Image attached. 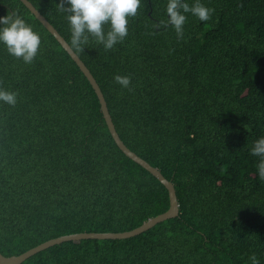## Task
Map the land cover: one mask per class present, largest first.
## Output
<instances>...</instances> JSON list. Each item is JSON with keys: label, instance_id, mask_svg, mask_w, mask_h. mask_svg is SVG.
Returning a JSON list of instances; mask_svg holds the SVG:
<instances>
[{"label": "trees", "instance_id": "16d2710c", "mask_svg": "<svg viewBox=\"0 0 264 264\" xmlns=\"http://www.w3.org/2000/svg\"><path fill=\"white\" fill-rule=\"evenodd\" d=\"M71 46L60 0H29ZM191 4L195 0H188ZM183 35L167 0H142L128 34L72 49L99 84L123 142L170 180L179 216L124 239L66 241L22 264H264V0H201ZM66 3V0H65ZM41 36L31 63L0 45V251L20 255L82 232H125L170 207L167 188L115 143L90 81L21 0ZM159 25V26H157ZM129 76L127 87L115 75Z\"/></svg>", "mask_w": 264, "mask_h": 264}, {"label": "clouds", "instance_id": "9594fccd", "mask_svg": "<svg viewBox=\"0 0 264 264\" xmlns=\"http://www.w3.org/2000/svg\"><path fill=\"white\" fill-rule=\"evenodd\" d=\"M142 0H60L59 9L68 13L66 16L71 33V46L81 50L89 43L91 36L98 44H102L105 50L123 41L128 34L129 17L137 14ZM212 9L195 0H167V19L160 23L165 27L171 26L177 36L183 35V26L187 20V14L206 21L211 16ZM159 26V25H157ZM0 45L6 51L25 63H31L37 56L41 47V36L34 30V26L16 11L0 16ZM114 79L122 86L127 87L129 76L115 75ZM0 101L9 105L17 102V93L0 88ZM252 155L259 157L256 163L258 176L264 180V136L253 141L250 148ZM251 264H259L255 253L249 257Z\"/></svg>", "mask_w": 264, "mask_h": 264}, {"label": "water", "instance_id": "95a60500", "mask_svg": "<svg viewBox=\"0 0 264 264\" xmlns=\"http://www.w3.org/2000/svg\"><path fill=\"white\" fill-rule=\"evenodd\" d=\"M25 6L35 15V17L55 36V38L58 40V42L61 44V46L70 54L72 59L77 63V65L80 67L81 71L85 74V76L90 81L92 87L94 88L100 104H101V110L103 113V116L106 120V123L108 125L109 131L115 140V143L117 146L132 160L140 164L142 167H144L146 170H148L151 174H153L168 190L169 192V199H170V207L169 209L159 214L153 218L148 219L146 222H144L141 226L134 228L130 231L125 232H82V233H75V234H68L63 235L51 240H48L44 243H41L40 245L27 250L26 252L20 254V255H13V256H5L0 251V264H22L25 260H27L32 255L43 251L51 246H54L56 244H61L66 241H72V240H81V239H124V238H130L136 235H139L145 231L150 230L154 226H156L158 223H161L165 220L175 218L179 216L180 210H179V202L176 194L175 187L173 183L168 180L161 171L152 166L150 163H148L146 160H144L142 157H140L138 154H136L134 151H132L130 148L127 147V145L123 142V140L120 138L116 127L113 123V119L111 117V114L108 109L107 102L105 100V97L103 95V92L101 91V88L99 84L97 83L96 79L92 75L91 71L88 69V67L85 65V63L81 60V58L78 56V54L72 49V47L69 45V43L65 40V38L59 33V31L49 22V20L30 2L29 0H21Z\"/></svg>", "mask_w": 264, "mask_h": 264}]
</instances>
